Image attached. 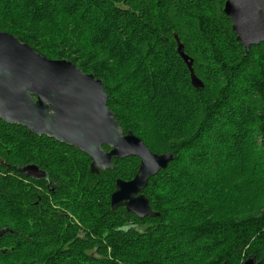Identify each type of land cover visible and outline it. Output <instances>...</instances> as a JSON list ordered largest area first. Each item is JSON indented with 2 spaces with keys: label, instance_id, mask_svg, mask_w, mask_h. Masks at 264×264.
<instances>
[{
  "label": "trees",
  "instance_id": "trees-1",
  "mask_svg": "<svg viewBox=\"0 0 264 264\" xmlns=\"http://www.w3.org/2000/svg\"><path fill=\"white\" fill-rule=\"evenodd\" d=\"M225 3L0 0V32L94 74L124 134L175 156L143 192L159 216L139 219L111 209L139 159L93 174L85 154L0 120V264H264V43L246 52ZM33 164L45 180L17 170Z\"/></svg>",
  "mask_w": 264,
  "mask_h": 264
},
{
  "label": "water",
  "instance_id": "water-1",
  "mask_svg": "<svg viewBox=\"0 0 264 264\" xmlns=\"http://www.w3.org/2000/svg\"><path fill=\"white\" fill-rule=\"evenodd\" d=\"M224 13L232 21L237 41L247 53L251 47L264 43V0H226ZM175 39L192 86L202 89L192 59L177 36ZM0 120L85 154L91 161L93 174L113 170L115 160L139 159V170L132 180L116 181L111 209L124 207L139 219L159 216L143 192L150 180L174 161V154H154L132 132L125 135L108 106L102 80L94 74L85 73L70 61L48 59L17 37L2 32ZM17 170L33 180L47 177L34 164ZM245 264L259 263L249 258Z\"/></svg>",
  "mask_w": 264,
  "mask_h": 264
},
{
  "label": "rangeland",
  "instance_id": "rangeland-1",
  "mask_svg": "<svg viewBox=\"0 0 264 264\" xmlns=\"http://www.w3.org/2000/svg\"><path fill=\"white\" fill-rule=\"evenodd\" d=\"M2 11V10H1ZM25 14H29L30 15V13H25ZM54 49H56V50H62V48L60 47V46H55L54 47ZM41 55V54H40ZM45 57V56H44ZM47 58V57H46ZM66 61H68V60H66ZM99 62H104L105 61V58L104 57H101L99 60H98ZM71 62V61H70ZM116 111H118V110H121V111H123V112H125L124 110L125 109H123V106L122 107H117L116 109H115ZM126 113V112H125ZM130 117H132V114H129V113H127ZM135 166V165H134ZM182 169L180 168L179 169V171H181ZM191 176H195V175H192V174H190ZM238 182H241L242 183V180L241 179H236ZM252 192V189H249V192L248 193H246V194H250ZM89 214H90V216L91 217H93V214H94V211H90L89 212ZM90 221H93L94 222V219H90ZM147 248L146 247H141L140 249H132V250H130L131 252H128L129 253V256L131 257V259H133V260H135V258H138L139 256H141V254L144 252V254L145 253H147V250H146ZM146 255V254H145Z\"/></svg>",
  "mask_w": 264,
  "mask_h": 264
},
{
  "label": "bare ground",
  "instance_id": "bare-ground-1",
  "mask_svg": "<svg viewBox=\"0 0 264 264\" xmlns=\"http://www.w3.org/2000/svg\"><path fill=\"white\" fill-rule=\"evenodd\" d=\"M246 262V261H245ZM245 264V263H244Z\"/></svg>",
  "mask_w": 264,
  "mask_h": 264
}]
</instances>
